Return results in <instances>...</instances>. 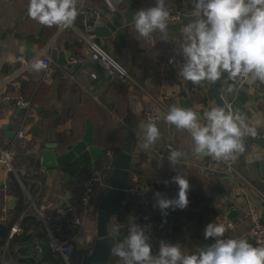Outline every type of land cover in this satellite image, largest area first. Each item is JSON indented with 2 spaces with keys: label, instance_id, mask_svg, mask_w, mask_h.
Wrapping results in <instances>:
<instances>
[{
  "label": "crops",
  "instance_id": "1",
  "mask_svg": "<svg viewBox=\"0 0 264 264\" xmlns=\"http://www.w3.org/2000/svg\"><path fill=\"white\" fill-rule=\"evenodd\" d=\"M28 2L0 0V146L15 143L17 155L14 165L18 174L10 171L0 160V223L6 226L7 235L15 223L22 228L7 247V235L0 240V257L4 256L7 260L5 264H36L34 259L40 264H55L56 259L63 260L61 255L52 251V257L48 260L35 256L36 241L42 244L47 241V229L42 224L46 232L44 238L25 239L28 233L21 224L22 218L34 214L33 207L28 209L29 199L25 189L35 197L36 206L47 211L67 204L66 194L78 201L82 186L93 168L108 167L113 155H106L104 160L94 164L90 161L86 165L82 163L77 171H73L72 165L82 158L66 167L54 169H41L40 166L35 169L30 166L29 160L31 157L39 158L47 143H57L58 154L64 153L69 145L81 139L88 119L94 124L95 143L105 153L111 150L117 154L129 135L134 142V156L139 159L132 166L131 175L141 173L140 182L149 187L151 202L145 204L142 197V202L126 204L120 214L111 216V233H127L135 217L137 223L147 226L154 254L158 251L151 241L152 235L175 241L181 246V238L185 237V247L197 253L202 245L214 243L213 239L204 238L206 225L217 223L219 214L229 216L234 211L235 225L225 232L224 238H242L253 246L264 245L249 234L250 223L242 216L244 210L251 209L264 223V176L261 173L264 146L260 142L264 139V104L257 82L238 86L228 81L226 72L220 77L222 96L232 107L231 111L246 117L249 126L256 130V136L243 137L245 151L237 161V167L244 177L241 181L220 171L210 156L194 155V142L190 134L168 123L156 125L160 138L149 149L141 148L144 143L143 126L149 123L142 112L150 103V95L159 92L155 68L157 56L166 57L172 62L166 86L170 95L167 101L169 107L176 105L191 109L203 122H207L205 112L219 107L215 99L209 96L211 82L193 84L178 74L183 63L180 49L184 37L181 28L197 18L185 17L179 24L168 23L166 34L156 31L145 39L135 31L132 22L126 20L124 13L132 4L140 10L155 6L156 0H78L79 14L70 27L39 24L29 17ZM193 6L194 0H166L167 8L178 7L185 14L191 13ZM94 10L101 11L99 17L92 13ZM98 18L103 20L111 34H97V41L127 68L130 80L112 79L89 59L90 50L84 35L87 25H93L96 29ZM29 42L33 43L34 57L44 50L53 59L54 73L48 80L43 69H24L21 62L12 61L16 56L24 55ZM67 52L71 53L68 59ZM76 55L84 60L72 63ZM63 59H67V64H61ZM229 87L234 91L229 93ZM20 98L30 101L27 115L24 109L16 105V100ZM4 125L14 133L13 139L7 138L2 128ZM21 129L26 133L23 140L16 139ZM171 150L184 153L176 164V170L187 177L190 189L187 208L171 209V219L168 220L156 206L154 193L159 192L169 199L178 194V185L170 177V173L176 171L168 161ZM82 157L86 159L88 154ZM104 171L103 184L96 190L89 207L78 206L83 218L81 229L76 233L70 231L65 223L54 221L51 224L54 230L61 227L59 234L62 237H74L75 245L80 243L91 247L93 244L97 228L95 207L109 185L108 174ZM11 173L17 180L27 175L29 183L18 180L19 188L10 191ZM38 181L39 187L35 184ZM10 199H15L11 207ZM19 206L20 209H17ZM37 220L40 222L38 217ZM115 225H120L119 232L113 231ZM88 252L76 250L73 263L78 264ZM110 262L122 264L120 258L112 253Z\"/></svg>",
  "mask_w": 264,
  "mask_h": 264
},
{
  "label": "clouds",
  "instance_id": "2",
  "mask_svg": "<svg viewBox=\"0 0 264 264\" xmlns=\"http://www.w3.org/2000/svg\"><path fill=\"white\" fill-rule=\"evenodd\" d=\"M78 0H29L28 15L45 26L70 27L79 14ZM193 16L197 19L181 28L184 40L180 53L183 63L178 74L186 81L200 84L216 82L223 73L236 81L264 83V0H194ZM170 12L166 0H156L155 6L142 8L132 14V24L140 37L148 39L152 33H167ZM35 71L45 69V62L31 65ZM229 93L234 88L227 89ZM207 123H201L198 114L181 106H170L164 119L177 130L187 131L193 142L194 155L211 156L216 160H235L245 151L243 137L256 136L254 127L240 113L215 107L205 112ZM142 149H149L160 138L155 123L143 126ZM184 156L171 150L168 161L176 164ZM177 171V170H176ZM178 185V194L169 199L155 192L156 206L161 215L168 210H184L189 204L190 184L178 171L172 177ZM113 231L119 232L120 225ZM224 224L210 222L204 230L205 240L214 243L194 254H185L179 243L160 241L153 253L147 226L136 222L129 225L127 235L111 248V253L122 264H264V245L253 246L246 239L224 238Z\"/></svg>",
  "mask_w": 264,
  "mask_h": 264
},
{
  "label": "built area",
  "instance_id": "3",
  "mask_svg": "<svg viewBox=\"0 0 264 264\" xmlns=\"http://www.w3.org/2000/svg\"><path fill=\"white\" fill-rule=\"evenodd\" d=\"M194 8V6H193ZM170 12V17L168 23H174L179 24L181 23L185 17H194L193 11L189 14H185L181 9L178 7H170L168 8ZM94 15L97 17L100 16L101 11L94 10L92 11ZM85 41L87 42V45L90 50L89 59L101 67V69L112 79H119L122 81L130 80L131 76L127 70V68L118 60H116L105 48L101 46V44L97 41V34L95 32V27L93 25H87L86 26V33L84 35ZM43 61L47 65V67L44 70L45 72V79H49V77L54 73V66H53V59L45 54V51L43 50L39 56L33 57L30 60H25L23 56H16L12 61L13 62H21L24 69H32L31 65L37 61ZM84 60L83 57L76 55L72 58V63H78L82 62ZM155 68H156V74L158 77V83H159V92L156 95H150V103L149 105L143 110V118L147 122H153L156 125L167 123V121L164 119L166 116L169 106L167 104L169 93L166 89V86L169 81L170 72L172 70V62L163 56H157L155 58ZM227 79L229 82L242 86L247 81H240V80H232L229 78L227 74ZM260 94H261V100L264 104V83H261L257 81ZM16 105L20 109H24L26 112V115L29 113L30 110V101L23 100V99H17ZM201 123H207L201 121ZM26 136L25 130L21 129L16 139H22ZM113 154V151L109 150L106 152V155L111 156ZM17 155L16 149H15V143L11 142L7 144L6 146H0V160L7 166V168L14 172L16 175L17 171L14 165V160ZM240 157V154L235 160H216L213 157L210 156V159L212 162L216 163L218 165L220 171L223 173L230 175L236 180L244 179L242 174L240 173L238 167H237V161ZM107 167V166H106ZM40 168L43 169V167ZM104 167L102 169H99L97 167H94L89 176L87 177L86 181L84 182L81 190V195L78 200V205L74 206L72 204H65V205H58L53 210L47 211L44 209H40L35 204V197L28 192V190L25 189L26 195L29 199L28 209L33 207V213L38 217L41 224L46 227L47 229V241L46 244L50 248L52 252L58 253L61 255L63 262L62 264H74L72 259L76 251L75 244L73 242L74 237L72 238H64L62 237L59 232L61 231V227H57L55 230L51 228V224L54 221H59L62 223H65L67 228L72 232H78L83 224V218L82 215L79 212L78 206L81 207H89L91 204L96 190L99 188L100 185H102L103 181V172H105ZM18 180L20 183H23L18 177ZM36 186L39 185V181L35 183ZM23 185V184H22ZM127 192H129L132 195L141 196L144 197V203L149 204L151 202V198L149 197V187L147 184L140 182L139 175H131L130 177V183L127 187ZM264 199V195H263ZM27 209V210H28ZM242 216L247 219L250 223L249 228V234L260 244H264V223H262L259 218L256 216V214L251 209L244 210ZM218 224H224L227 231L232 229L235 225L234 220L230 218L227 214H219L217 219ZM22 231V228L20 227L19 223H15L12 225L9 229L7 239H6V247L9 244V242L18 234H20ZM170 242V243H177L175 241H171L169 239H166L164 237L160 236H151V241L159 248L160 241ZM4 247V250L6 249ZM35 256L37 258H41L43 255V247L42 243L39 241H36L35 244ZM182 251L185 254H194V252L186 247L181 246ZM1 264L8 263L7 260L4 258V256L0 257Z\"/></svg>",
  "mask_w": 264,
  "mask_h": 264
},
{
  "label": "water",
  "instance_id": "4",
  "mask_svg": "<svg viewBox=\"0 0 264 264\" xmlns=\"http://www.w3.org/2000/svg\"><path fill=\"white\" fill-rule=\"evenodd\" d=\"M138 6L135 4L130 5L127 11L124 13V17L128 22L132 20V14L135 13ZM95 32L98 35H110L111 31L104 24L103 20L98 18L96 20ZM24 59L30 60L34 57L33 43L29 42L26 45L24 53ZM71 56L70 52L66 53L67 59ZM67 59H63L61 64H67ZM209 96L215 99L219 107H223L226 111H231V106L225 101L222 96V89L220 87V79L216 82H211V89ZM7 138L13 139L14 133L8 129L5 125L2 127ZM264 146V139L260 140ZM57 143H47L42 149V154L38 158L41 167L44 169H54L57 167H66L73 161L81 158L83 155L88 154L85 165L88 161L94 164L96 161L104 160L107 156L105 151L95 143L94 139V124L88 119L86 123V129L81 139L72 145L67 147L64 153H59L56 150ZM134 142L130 139L129 135L126 136V141L121 146L120 151L117 154H112L113 159L111 164L104 169L107 172L108 187L99 199L95 211L97 213V228L94 236V241L91 247L87 245L76 243L75 247L77 251L88 252L84 255L78 264H112L110 262L111 248L120 243L127 233H111L110 221L112 215H118L122 212L126 204L133 202H142L141 196L132 195L127 192V187L130 183L131 168L134 164L139 162V159L134 156ZM108 164V163H107ZM95 166V165H94ZM261 173L264 176V163L261 167ZM177 174L176 171L170 173L172 178ZM181 174V173H180ZM68 203L74 206L78 205V201L69 197L66 194ZM15 203V199H10V207ZM236 213L232 211L229 214L230 218H234ZM7 235L6 226L0 223V240ZM186 238H181V243L185 247ZM209 244L202 245L200 248L208 246ZM43 256L41 260H48L52 257V252L47 244L43 243ZM199 248V249H200ZM91 249V250H90ZM158 251V247H155Z\"/></svg>",
  "mask_w": 264,
  "mask_h": 264
},
{
  "label": "trees",
  "instance_id": "5",
  "mask_svg": "<svg viewBox=\"0 0 264 264\" xmlns=\"http://www.w3.org/2000/svg\"><path fill=\"white\" fill-rule=\"evenodd\" d=\"M82 159L79 160V162L75 163L72 165V169L73 171H77L80 169V165L82 163H85L86 160L85 158L81 157ZM29 164H31L30 166H33V168L38 169L40 166L39 163V159L38 158H34L31 157V159L29 160ZM137 175H140L141 173L136 172ZM35 176V175H34ZM29 177L27 175H22V182L28 184L29 181H27ZM9 185H10V191H14L16 189L19 188V182L16 179V177L11 173L10 174V178H9ZM9 191V192H10ZM164 193V191H163ZM20 209V206L17 208ZM167 219H171V209L168 210V214H167ZM25 229V231L28 233V235L25 237V239H32L35 240V238L38 239H42L44 238L45 235V230L43 229V227L41 226V223L37 220L36 215L34 214H30L28 216H25L22 218V223H21ZM36 261V264H40L39 261H37L36 259L33 260V262ZM63 260L61 259H56L55 264H62Z\"/></svg>",
  "mask_w": 264,
  "mask_h": 264
}]
</instances>
